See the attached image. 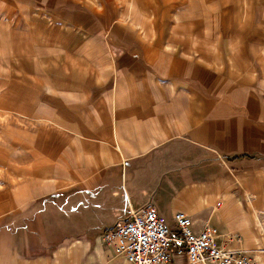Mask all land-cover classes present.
I'll return each instance as SVG.
<instances>
[{
  "label": "crops",
  "instance_id": "obj_1",
  "mask_svg": "<svg viewBox=\"0 0 264 264\" xmlns=\"http://www.w3.org/2000/svg\"><path fill=\"white\" fill-rule=\"evenodd\" d=\"M0 66V264H126L148 206L264 264V0H0Z\"/></svg>",
  "mask_w": 264,
  "mask_h": 264
},
{
  "label": "built area",
  "instance_id": "obj_2",
  "mask_svg": "<svg viewBox=\"0 0 264 264\" xmlns=\"http://www.w3.org/2000/svg\"><path fill=\"white\" fill-rule=\"evenodd\" d=\"M174 220L176 234L154 208L144 207L106 231L103 240L126 264H170L174 252L185 254L189 264H261L246 253L218 245V232L210 225L195 233L185 213H176Z\"/></svg>",
  "mask_w": 264,
  "mask_h": 264
},
{
  "label": "rangeland",
  "instance_id": "obj_3",
  "mask_svg": "<svg viewBox=\"0 0 264 264\" xmlns=\"http://www.w3.org/2000/svg\"><path fill=\"white\" fill-rule=\"evenodd\" d=\"M4 70L2 69V67L0 66V75L2 74ZM2 87V86H1ZM3 112V113H2ZM5 111L0 110V135H2L1 137L3 138V140L0 141V189L4 188L5 185L8 183L7 179L9 176H11V174H8L7 171V167L11 166L12 167V161H11V165L10 163L7 161L8 159V155H7V148L6 145H2L5 144V136L7 135V133L11 132H21L23 131V125H14V124H10V122L8 121V118L6 117L7 114H5ZM16 165V163H15ZM169 226V224H167ZM170 228V226H169ZM171 229V228H170ZM172 231V229H171ZM173 232V231H172Z\"/></svg>",
  "mask_w": 264,
  "mask_h": 264
}]
</instances>
